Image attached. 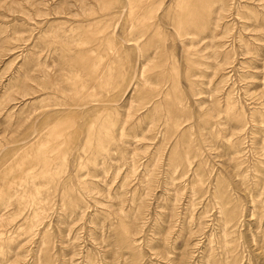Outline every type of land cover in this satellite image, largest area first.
<instances>
[{
    "label": "rangeland",
    "instance_id": "1",
    "mask_svg": "<svg viewBox=\"0 0 264 264\" xmlns=\"http://www.w3.org/2000/svg\"><path fill=\"white\" fill-rule=\"evenodd\" d=\"M0 264H264V0H0Z\"/></svg>",
    "mask_w": 264,
    "mask_h": 264
}]
</instances>
